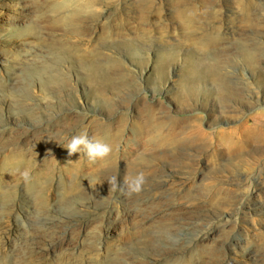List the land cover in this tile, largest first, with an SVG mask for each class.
Wrapping results in <instances>:
<instances>
[{
    "label": "rangeland",
    "instance_id": "rangeland-1",
    "mask_svg": "<svg viewBox=\"0 0 264 264\" xmlns=\"http://www.w3.org/2000/svg\"><path fill=\"white\" fill-rule=\"evenodd\" d=\"M0 264H264V0H0Z\"/></svg>",
    "mask_w": 264,
    "mask_h": 264
},
{
    "label": "clouds",
    "instance_id": "clouds-1",
    "mask_svg": "<svg viewBox=\"0 0 264 264\" xmlns=\"http://www.w3.org/2000/svg\"><path fill=\"white\" fill-rule=\"evenodd\" d=\"M81 148L85 151L89 160L94 161L97 158L107 157L112 149L111 146L102 143L100 141H93L88 138L87 134L74 136L72 137L70 143L67 145V150L69 156L76 154L81 150ZM25 180L29 178V173L25 171L23 173ZM112 184L117 183V178L113 177L110 181ZM125 185L131 192H139L141 190L142 185L145 183V177L143 173L138 174L135 178H125Z\"/></svg>",
    "mask_w": 264,
    "mask_h": 264
},
{
    "label": "bare ground",
    "instance_id": "bare-ground-1",
    "mask_svg": "<svg viewBox=\"0 0 264 264\" xmlns=\"http://www.w3.org/2000/svg\"><path fill=\"white\" fill-rule=\"evenodd\" d=\"M249 134L254 135L255 132L252 131V130H249ZM153 188H154V187H153ZM149 189H150V194L154 192V189H152V188H149ZM149 189H148V191H149ZM151 189H152V190H151ZM161 208H162V207H161ZM69 216H70V215H69ZM68 220H69V219H68ZM67 222H69V221H67ZM174 230H176V228H173L172 231L168 234L169 237H172L173 234L175 235ZM214 232H215L214 229H209V230L203 235V237H202L203 240H207V239H208V238H209Z\"/></svg>",
    "mask_w": 264,
    "mask_h": 264
}]
</instances>
